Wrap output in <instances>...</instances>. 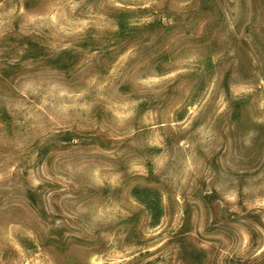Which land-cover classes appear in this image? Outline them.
Masks as SVG:
<instances>
[{"label":"rangeland","instance_id":"obj_1","mask_svg":"<svg viewBox=\"0 0 264 264\" xmlns=\"http://www.w3.org/2000/svg\"><path fill=\"white\" fill-rule=\"evenodd\" d=\"M0 264H264V0H0Z\"/></svg>","mask_w":264,"mask_h":264}]
</instances>
